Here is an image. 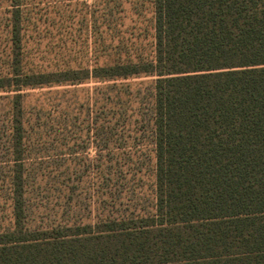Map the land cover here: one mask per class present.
I'll use <instances>...</instances> for the list:
<instances>
[{"label":"trees","instance_id":"trees-1","mask_svg":"<svg viewBox=\"0 0 264 264\" xmlns=\"http://www.w3.org/2000/svg\"><path fill=\"white\" fill-rule=\"evenodd\" d=\"M6 2L0 264H264V0L100 1L80 42ZM139 74L153 76L152 212L28 231L24 89Z\"/></svg>","mask_w":264,"mask_h":264},{"label":"rangeland","instance_id":"rangeland-1","mask_svg":"<svg viewBox=\"0 0 264 264\" xmlns=\"http://www.w3.org/2000/svg\"><path fill=\"white\" fill-rule=\"evenodd\" d=\"M100 1L23 0V9L55 22V41L70 35L80 42L91 24L88 12L105 8L93 7ZM7 8L0 0V18ZM122 8L131 14L133 7L123 1ZM79 54L72 52L70 66H87ZM152 83V75L139 74L24 89L28 231L152 212Z\"/></svg>","mask_w":264,"mask_h":264}]
</instances>
